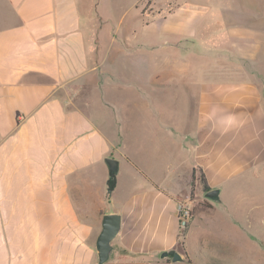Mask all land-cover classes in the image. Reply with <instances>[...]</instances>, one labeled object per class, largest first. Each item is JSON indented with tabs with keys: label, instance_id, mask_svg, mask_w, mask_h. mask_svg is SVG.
I'll use <instances>...</instances> for the list:
<instances>
[{
	"label": "crops",
	"instance_id": "obj_1",
	"mask_svg": "<svg viewBox=\"0 0 264 264\" xmlns=\"http://www.w3.org/2000/svg\"><path fill=\"white\" fill-rule=\"evenodd\" d=\"M90 14L83 0H0V264H100L95 239L106 213L120 215V229L101 264H171L160 253L179 251L176 207L190 191L192 168L221 197L264 167L263 90L244 68L241 77L215 64L200 77L164 78L165 69H192L163 59L149 65L148 48H117L115 36L98 47ZM172 29L193 37L197 27ZM118 54L135 58L122 67L113 61ZM166 85L182 90L191 111H164L149 97ZM138 101L141 147L159 150L164 170L120 194L122 137ZM154 134L161 139L147 144ZM105 157L119 161L110 194ZM206 216L193 210L187 258L190 233L202 237Z\"/></svg>",
	"mask_w": 264,
	"mask_h": 264
},
{
	"label": "rangeland",
	"instance_id": "obj_2",
	"mask_svg": "<svg viewBox=\"0 0 264 264\" xmlns=\"http://www.w3.org/2000/svg\"><path fill=\"white\" fill-rule=\"evenodd\" d=\"M83 4L85 9H90L98 47H106L108 40L115 36L117 48H148L149 65L161 59L165 63L190 65L192 70L186 72L165 69L163 74L167 79L175 78L176 74L179 79L200 77L204 68L215 64L226 66L229 75L238 73L241 77L243 72L238 71L242 67L245 77L257 81L264 94V0H83ZM177 25L185 29L195 25L197 29L193 37L170 35ZM255 47H258L257 55L253 54ZM130 58L133 62L135 56L118 54L113 61L125 67L128 63L124 62ZM153 72L148 71L149 78L155 77ZM120 73L119 77L128 78L127 72ZM180 91L178 86L166 85L153 94L149 91V97L160 99L164 111L186 114L191 107ZM190 92L192 96V89ZM113 95L121 102L125 99L119 92ZM131 107L135 126L129 124L122 137L128 159L121 160L120 194L149 182V177L160 178L164 170L157 156L160 151L154 147L145 151L141 147L137 127L140 102ZM160 137L154 134L144 141L154 146ZM249 172L231 191L223 193L219 201L205 198L199 184L192 194L190 191L185 194V198L191 199L192 214L196 207L205 210L207 216L201 228L202 237L196 238V230L190 233L192 239L187 249L191 259L185 255L184 247L178 246L183 260L171 264H264V167ZM188 225L181 230L186 233ZM164 259L172 262L170 256L161 258Z\"/></svg>",
	"mask_w": 264,
	"mask_h": 264
},
{
	"label": "water",
	"instance_id": "obj_3",
	"mask_svg": "<svg viewBox=\"0 0 264 264\" xmlns=\"http://www.w3.org/2000/svg\"><path fill=\"white\" fill-rule=\"evenodd\" d=\"M264 99V94H263ZM104 162L107 167L108 177L115 181L118 170H119V161L113 157H105ZM108 194L111 193L112 189L107 188ZM220 189L212 188L209 191L204 193V197L208 198L212 201L220 200ZM100 230L95 239V248H96V256L97 262L103 263L105 262L112 249V240L117 235L120 229V215L117 213H106L101 216L100 221ZM169 256V251L164 250L160 253V258H167ZM171 260L173 262L182 261L183 256L177 250H175L171 255Z\"/></svg>",
	"mask_w": 264,
	"mask_h": 264
},
{
	"label": "trees",
	"instance_id": "obj_4",
	"mask_svg": "<svg viewBox=\"0 0 264 264\" xmlns=\"http://www.w3.org/2000/svg\"><path fill=\"white\" fill-rule=\"evenodd\" d=\"M197 184L200 185L202 193H205V192H207V191H209L211 189L208 186V184L206 183L205 176H204L203 172L201 170H197V168L193 167L192 168V172H191V183H190V193L191 194L194 192ZM114 185H115V181H113L112 179L108 178V180H107L108 188L113 189ZM204 200L207 201V199H204ZM180 235L182 236V239L179 240V242L177 243V248H178V246L182 247L184 245L185 230H181L180 229L179 236ZM174 251L175 250H170L169 251V256L170 257H171V255H172V253Z\"/></svg>",
	"mask_w": 264,
	"mask_h": 264
},
{
	"label": "built area",
	"instance_id": "obj_5",
	"mask_svg": "<svg viewBox=\"0 0 264 264\" xmlns=\"http://www.w3.org/2000/svg\"><path fill=\"white\" fill-rule=\"evenodd\" d=\"M190 198H185L177 203V219L179 227L185 228L188 225L189 219L192 215V204Z\"/></svg>",
	"mask_w": 264,
	"mask_h": 264
}]
</instances>
